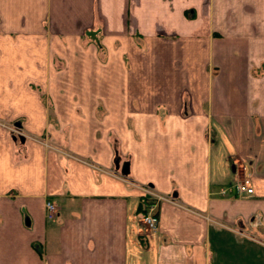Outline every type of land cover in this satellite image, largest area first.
<instances>
[{"label": "crops", "instance_id": "1", "mask_svg": "<svg viewBox=\"0 0 264 264\" xmlns=\"http://www.w3.org/2000/svg\"><path fill=\"white\" fill-rule=\"evenodd\" d=\"M0 264H264V0H0Z\"/></svg>", "mask_w": 264, "mask_h": 264}, {"label": "built area", "instance_id": "2", "mask_svg": "<svg viewBox=\"0 0 264 264\" xmlns=\"http://www.w3.org/2000/svg\"><path fill=\"white\" fill-rule=\"evenodd\" d=\"M237 194L242 196H250L254 193V187L251 185L250 180L244 179L236 182L232 187ZM145 192L144 199V216L142 219L144 230L147 233H155L159 229V217L158 208L162 201L169 200L170 198L157 193L151 187H142ZM47 217L53 220L59 214V209L56 204L52 201H48L47 205Z\"/></svg>", "mask_w": 264, "mask_h": 264}, {"label": "water", "instance_id": "3", "mask_svg": "<svg viewBox=\"0 0 264 264\" xmlns=\"http://www.w3.org/2000/svg\"><path fill=\"white\" fill-rule=\"evenodd\" d=\"M22 139L24 140V138H22ZM126 166H127V165H126ZM122 172H123V174H128V173H129V172H128V168H127V167L123 168Z\"/></svg>", "mask_w": 264, "mask_h": 264}, {"label": "trees", "instance_id": "4", "mask_svg": "<svg viewBox=\"0 0 264 264\" xmlns=\"http://www.w3.org/2000/svg\"><path fill=\"white\" fill-rule=\"evenodd\" d=\"M144 204V203H143Z\"/></svg>", "mask_w": 264, "mask_h": 264}]
</instances>
